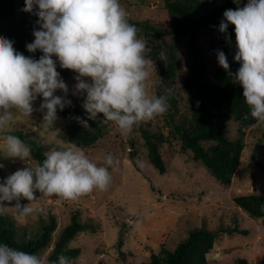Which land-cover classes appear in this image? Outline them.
<instances>
[{
  "label": "rangeland",
  "instance_id": "374dc122",
  "mask_svg": "<svg viewBox=\"0 0 264 264\" xmlns=\"http://www.w3.org/2000/svg\"><path fill=\"white\" fill-rule=\"evenodd\" d=\"M223 0H208L207 9L202 14L210 13ZM249 0H241L240 8ZM127 13L129 23L148 21L161 32L170 28V17L165 7V0H120ZM25 0H15L17 18L29 16L32 12L23 11ZM40 30V25L37 24ZM140 33L138 37L146 42L147 51L152 45L151 35ZM236 42V36L234 37ZM175 43L167 36L156 39L153 45L158 48V55L146 57L152 60L148 82L149 95H156L162 82L161 60L167 58L169 46ZM198 44L206 59L209 76L215 80L218 69L217 50H222L219 29L214 24L202 28ZM238 51L236 45L226 52L230 65ZM175 54L179 60L174 75L169 79L168 87L162 94L172 93L177 103V110L167 101V110L163 115L141 122L134 126L128 136L120 134L118 127L109 123L102 139L88 148H80L61 138L67 134L69 125L57 110L58 119L54 129L43 126L44 112L40 110L43 100L33 102L30 117L14 112L7 131L0 133V149L5 148V137L20 130L44 145L49 151L53 147H77L84 151L89 159L103 164L106 154H111L120 161L115 169L109 167L111 183L107 191L95 190L77 201H65L57 196H43L36 192L37 199L31 202L33 207H42L46 215L32 214L21 216L15 201L7 206L4 215L15 223L16 237L25 232L38 235L43 224L50 216L56 217L57 226L52 233L48 247L37 255L49 261L62 230L77 215L78 221L88 225L89 230L79 231L68 242L67 247L78 249L75 257L70 256V264H147L151 253L163 249L174 250L193 229L206 228L214 231L221 228H240L248 234H221L207 254L209 264H232L235 258H246L248 264H264V216L254 217L237 205L234 197L248 194L264 195V125L258 123L245 128V147L240 161L233 173L212 174L195 154L182 146L174 132L169 115L175 120H182L190 114L191 98L183 87V79L191 65V55L186 40L175 43ZM231 68V67H230ZM74 73L63 79L68 85V93L57 90L54 95L74 96L83 105L85 94L77 93ZM151 81H156L153 85ZM87 115V113H86ZM88 117V116H87ZM103 114H98V119ZM163 133L167 140L160 146V153L167 171L160 173L149 161L148 150L144 143L142 130ZM239 123L229 121L226 134L236 139ZM55 132V136H53ZM205 147L208 142L202 143ZM132 153H134L132 155ZM37 165L31 156L29 161L18 157H6L0 150V172L10 176L17 170ZM7 203V202H6ZM29 203L24 199V204ZM94 222V223H93ZM124 233V245L118 249L119 234Z\"/></svg>",
  "mask_w": 264,
  "mask_h": 264
},
{
  "label": "clouds",
  "instance_id": "9594fccd",
  "mask_svg": "<svg viewBox=\"0 0 264 264\" xmlns=\"http://www.w3.org/2000/svg\"><path fill=\"white\" fill-rule=\"evenodd\" d=\"M23 11L34 12L40 25L27 50H40L43 55L38 60L25 56L17 52L11 40L0 37V133L8 130L14 112L30 117L39 96L43 97V126L55 128L58 108L63 110L71 103L54 95L57 90L68 93V85L57 71V60L61 68L77 73L76 92L86 93L82 107L88 119L78 118L85 128L89 127L88 120H97L98 114H103L101 123H113L121 135L128 136L135 125L166 112L167 98L148 93L152 60L146 58V42L129 23L120 0H25ZM223 16L219 31L227 33L229 24L235 26L238 51L234 59L241 66L232 73L222 50H217L218 64L233 83L242 86L251 117L264 125V0H249L242 8L225 10ZM151 83L155 85L156 81ZM0 150L6 157L25 161L32 156L30 146L15 135H7L5 148ZM44 156L42 163L17 170L0 182V215L13 201L21 216L46 215L44 208L31 206L37 191L65 201H77L95 190L107 191L111 183L109 167L115 169L120 164L111 154L103 158L107 167L97 164L77 147H53ZM22 199L29 203L21 204ZM31 239L29 233L26 240ZM0 264L70 261L63 254L48 261L0 243Z\"/></svg>",
  "mask_w": 264,
  "mask_h": 264
},
{
  "label": "trees",
  "instance_id": "16d2710c",
  "mask_svg": "<svg viewBox=\"0 0 264 264\" xmlns=\"http://www.w3.org/2000/svg\"><path fill=\"white\" fill-rule=\"evenodd\" d=\"M208 0H165V7L170 17V28L164 33L154 27L148 21H134L131 24L139 28L143 33L151 35L150 50L146 52V57L158 55L157 46L153 45L156 39L167 36L175 43L186 40L190 49L191 65L187 75L183 79V87L191 98L190 114L182 120H175L173 114L169 115L170 123L174 132L178 135L182 146L190 149L197 159L214 175L222 173H233L238 166L240 156L245 147V128L257 123L251 117L250 111L243 99V88L239 84L232 82V77L225 69H218L215 80H212L208 73L205 56L199 47L198 40L202 28L208 24H214L218 29L223 13L228 9L240 8L241 0H223L210 13L202 14L207 9ZM38 16L32 12L22 19L17 18L15 0H0V37H5L13 42L17 52L25 56L39 59L43 53L37 50L35 53L27 50V44L34 42V31L37 28ZM140 33V31H137ZM235 26L229 24L228 32L219 31V40L222 43L221 49L228 52L236 45ZM227 37H230L228 39ZM175 43L169 46L167 58L161 60L162 82L159 85L157 96H163V90L168 87L169 79L174 75L177 63L179 62L175 54ZM53 59H56L54 56ZM240 63L231 60L230 70L235 73ZM57 71L62 79L71 77L75 72L63 69L57 60ZM167 101L177 110V103L172 93L164 95ZM66 104L63 110H59L64 117L69 128L67 134L61 138L71 142L77 147L88 148L102 139L105 135L108 124L99 120H88V128H85L80 119H88L85 109L77 98L71 95L63 97ZM43 100L42 96L37 98ZM247 115V119L245 116ZM80 118V119H78ZM234 119L239 123L238 137L230 138L226 134L229 121ZM13 135L20 137L31 148L32 157L37 164L45 159L44 153L47 148L30 137L29 133L16 130ZM144 143L148 150L150 163L160 172L165 173L167 168L160 153V146L167 140L161 132H151L148 129L142 130ZM208 142L205 147L202 143ZM134 153H132L133 155ZM7 176L0 172V182ZM237 205L243 208L248 214L254 217L264 216V195L248 194L234 197ZM24 204V199L21 200ZM57 226L56 217L51 215L49 222L42 225L38 235H33L32 239L26 240L30 232L25 231L19 240L16 237L15 223L8 216L0 215V243H7L13 248L33 254L40 253L49 246L52 233ZM90 227L78 221L74 214L68 224L55 241L54 248L49 256V261H55L63 254L66 257H75L79 250L67 247L68 242L79 231L89 230ZM248 234L247 230L240 228H221L218 230H208L206 228H196L190 231L175 247L174 250L163 249L161 252H152L151 260L147 264H209L207 254L213 248V244L221 234ZM124 245V233L121 232L118 238V249ZM232 264H248L246 258H235Z\"/></svg>",
  "mask_w": 264,
  "mask_h": 264
},
{
  "label": "bare ground",
  "instance_id": "6f19581e",
  "mask_svg": "<svg viewBox=\"0 0 264 264\" xmlns=\"http://www.w3.org/2000/svg\"><path fill=\"white\" fill-rule=\"evenodd\" d=\"M94 223V222H93Z\"/></svg>",
  "mask_w": 264,
  "mask_h": 264
}]
</instances>
